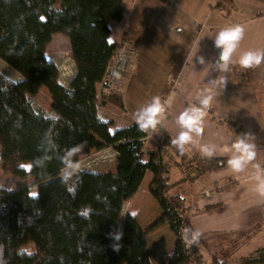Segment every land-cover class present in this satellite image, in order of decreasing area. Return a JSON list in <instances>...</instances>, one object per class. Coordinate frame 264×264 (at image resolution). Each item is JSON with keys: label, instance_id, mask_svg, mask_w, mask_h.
Here are the masks:
<instances>
[{"label": "trees", "instance_id": "16d2710c", "mask_svg": "<svg viewBox=\"0 0 264 264\" xmlns=\"http://www.w3.org/2000/svg\"><path fill=\"white\" fill-rule=\"evenodd\" d=\"M123 1L0 0V60L23 77L15 82L0 72L1 160L6 174L32 178L38 187L36 196L26 184L0 189V264H202L203 237L188 243L195 230L186 191L178 190L228 167V160L191 155L187 147L181 153L164 135L156 137L159 149L143 164L149 133L138 124L113 132L99 115L97 86L105 83L125 45L109 41V23L124 18ZM66 32L77 66L68 86L46 57L50 34ZM42 88L52 97L49 112L34 101ZM107 148L118 153L115 172L78 170L68 180L61 177L69 160L74 165ZM168 160L187 177L171 183ZM26 165L31 166L29 173ZM147 171L154 175L150 194L177 237L172 252L165 239L149 249L144 230L131 215L120 228L124 206ZM117 231H122L119 241L114 239ZM29 244L35 254L22 252ZM256 254L246 264H264V248Z\"/></svg>", "mask_w": 264, "mask_h": 264}, {"label": "crops", "instance_id": "0c3cea01", "mask_svg": "<svg viewBox=\"0 0 264 264\" xmlns=\"http://www.w3.org/2000/svg\"><path fill=\"white\" fill-rule=\"evenodd\" d=\"M218 2L222 3V8L216 7ZM123 8V20L109 23V41L112 44L130 43L138 53L137 67L128 83L121 84L120 90L107 86L102 88L104 95L100 89L103 84L97 86L99 102L101 96L111 95V92L121 98L119 105H116V100L115 103L112 100L101 102V119L112 124L113 132L128 129L137 124L136 112L153 97L159 96L162 103L170 99L155 130H146L149 136L140 162L149 164L150 154L159 149L156 137L177 138L181 131L177 124L179 115L189 106H199L202 95H210V106L200 125L203 130L199 135L192 133L196 143L185 146L191 155H201L200 146L209 144L215 145V154L211 158L228 160L232 155V145L244 133L252 135L249 142L254 144L256 155L241 172L226 167L203 175L194 182L188 181L178 191H186L192 227L203 239L215 235H247L255 230L256 223L264 221V196L255 190L259 183L257 165L262 173L260 178L264 179V62L244 68L238 61L243 52L264 51V0H166L165 3L159 0H124ZM235 24L244 26V34L227 71H221L215 66L221 50L215 47L214 39L219 31ZM199 56H203L211 66L199 64L196 59ZM243 69H249L247 82H239ZM221 77L225 84L214 86L212 81ZM111 152L114 164L99 167L94 172L116 171L118 153L113 148L92 153ZM153 180V173L147 171L137 194L128 201L135 208L136 200L144 190L152 211L146 207L145 199L141 205L149 217L137 216L135 210L131 216L144 230L149 249L165 239L168 251L172 252L177 237L170 230L160 204L147 191ZM202 187L197 193L196 189Z\"/></svg>", "mask_w": 264, "mask_h": 264}, {"label": "rangeland", "instance_id": "374dc122", "mask_svg": "<svg viewBox=\"0 0 264 264\" xmlns=\"http://www.w3.org/2000/svg\"><path fill=\"white\" fill-rule=\"evenodd\" d=\"M67 34H68L67 32L61 35L60 34L59 35L50 34L49 42L47 44V51H46L47 59L51 62H54L56 66L58 67L60 71V82L64 86L69 85V82L75 75L76 69H77L75 60L73 58L72 50H71V42ZM127 51L133 52L136 58V61H134L135 68L134 70H131L129 72L117 69L119 67L121 55ZM137 58H138V53L135 50V48L130 43H126L123 46V48L118 52L116 57L114 58L110 73L105 83L101 86L100 89L107 87V86L108 87L113 86L115 88L117 87L116 89L120 90V87L122 86L121 84L122 83L127 84L128 81L131 79L132 75L135 73L136 67H137ZM248 70L249 69H243V75L241 74V76H239V82H245V81L247 82V79L249 78L247 76ZM0 72L15 82H20L23 80V77L19 73L11 69L2 60H0ZM176 84L177 83H174V85ZM258 85H259L258 87H260V83ZM103 90L104 89H102L101 91L104 94ZM107 96L100 97V102H99L100 107L103 106L101 102L105 100L107 101L112 100V102L114 103H115L114 100H116V105H119L121 98L120 96H118L117 93L113 95V92H111V95H107ZM117 98H119V100H117ZM34 101L37 103V105H39L41 108H43L45 111H48V112L51 110L52 105H53L52 97L49 94L47 89H42L39 92V94L36 97H34ZM151 137L152 135L150 136V138ZM150 140H152V138ZM1 153H2V150L0 148V189L14 190L20 184H26L32 188V191L34 195L36 196L38 187L34 185V180L32 178L22 180V179H17L5 173L4 168H3V162L1 160ZM113 161H114V157L112 156V152L110 154L92 153L90 155L83 156L81 160L77 164H74V165L77 166L76 171L78 170L96 171L98 170L97 168L99 167L114 164ZM25 168H26V171L29 173L31 170V166L26 165ZM165 170L169 176V180L171 181V183H174L175 181L179 180V178L187 177V173H185V171L177 169L174 163L169 160L166 161ZM66 171H68V168L63 171L61 175L62 178H64V173ZM171 175L173 176V178L171 177ZM202 189L203 187L198 188L196 189V192L199 193ZM147 191L149 192V190ZM192 192L194 193L195 191H192ZM144 193L145 191L143 190L139 198L136 200L137 205L135 206V208L132 202H127L125 204L123 215H122L123 216L122 224L120 228H122L125 218L131 215V213H133L134 210L137 216H141L145 219L149 217L148 212L145 211L146 209L143 210V205H141L142 200L145 199L143 201L146 203L147 205L146 207L150 211H152V208H149L148 200L146 199V197L148 196ZM150 199H153L155 203H157V201L153 197H151ZM151 215H154V213L151 212ZM255 227H256L254 228L255 230L249 231L247 235H238V236L237 235H229V236L215 235L207 239L204 238L203 239L204 244L200 248V258H199L200 262L202 264H211V263L212 264H246V262L249 259H253L254 257L257 256L256 253L258 250L264 248V221H261L258 225L256 223ZM167 236H169V234ZM22 252L29 254V255L35 254L36 248L34 244H29L22 249Z\"/></svg>", "mask_w": 264, "mask_h": 264}, {"label": "clouds", "instance_id": "9594fccd", "mask_svg": "<svg viewBox=\"0 0 264 264\" xmlns=\"http://www.w3.org/2000/svg\"><path fill=\"white\" fill-rule=\"evenodd\" d=\"M244 34V26L240 24L231 25L225 27L217 33L214 39V44L217 49H220L219 58L215 62V66L221 71H227L228 65L231 62L233 53L238 47L239 41L242 39ZM199 64L211 66L207 64L203 56L196 57ZM239 64L244 68H251L258 66L261 62H264V51L261 50H249L243 52L239 57ZM212 84L223 85L225 79L221 77L218 80L212 81ZM212 97L210 95H202L199 99V106H189L177 118V124L181 128V131L177 138L172 140V144L175 145L178 150L183 153L185 146L189 143H196L193 140L192 133L199 135L202 132L201 121L205 116L206 110L210 106ZM170 99L162 103L159 96H155L152 100L144 107L140 108L136 114V123L141 130L153 129L161 122L166 112V106L170 104ZM252 137L250 133H244L238 136L236 142L232 145V155L227 161V165L235 172H241L245 169L246 165L255 158V146L249 142ZM201 155L207 158H211L215 154V145L204 144L200 146ZM66 167L68 171L64 173V179L68 180L71 178L73 173L77 170V166L73 165L69 160ZM258 169L257 178L259 183L256 187V191L264 196V179L260 178L262 173ZM134 215V214H133ZM190 230L185 229V232ZM112 234H110L111 236ZM200 236L199 232H193L191 238L188 239L189 244H194L198 241ZM122 238V231H117L114 239L119 241ZM115 250H119V245H114Z\"/></svg>", "mask_w": 264, "mask_h": 264}, {"label": "built area", "instance_id": "2783aa9c", "mask_svg": "<svg viewBox=\"0 0 264 264\" xmlns=\"http://www.w3.org/2000/svg\"><path fill=\"white\" fill-rule=\"evenodd\" d=\"M134 61H136V58L133 52H128V51L124 52L120 57V63L117 69L122 70V71H127V72L134 70L135 68ZM177 82H178V79L176 80L175 83Z\"/></svg>", "mask_w": 264, "mask_h": 264}]
</instances>
